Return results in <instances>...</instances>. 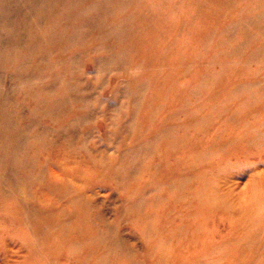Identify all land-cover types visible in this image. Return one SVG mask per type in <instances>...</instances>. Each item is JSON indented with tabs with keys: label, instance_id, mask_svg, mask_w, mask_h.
<instances>
[{
	"label": "bare ground",
	"instance_id": "obj_1",
	"mask_svg": "<svg viewBox=\"0 0 264 264\" xmlns=\"http://www.w3.org/2000/svg\"><path fill=\"white\" fill-rule=\"evenodd\" d=\"M85 2L0 0V264H8L12 254L13 264L148 261L123 237L119 216L108 219L94 206V194L67 181L68 173H76L60 160L71 163L76 153L97 163V175L110 177L117 190L130 185L141 191L135 193L153 192L150 201L158 204L155 188L166 181L173 218L175 213L189 217L191 208L207 214L200 222L204 226L214 216H225L227 227L240 237L233 251L236 264H264V193L253 190L264 188V162L242 170L239 164L264 153V11L252 14L258 27L241 28L225 50L226 36L219 40L225 44L218 50L223 59L253 63H224L216 75L203 77L202 97L193 108H187L195 104L189 99L177 108L175 99L158 96L172 90V70L149 69L169 60L173 41L149 38L139 20L128 17L105 23L99 18L103 6ZM152 46H159L156 57L139 55L140 48ZM109 81L114 83L110 98L105 94ZM189 92L185 87L180 94L186 100ZM94 119L107 130L104 150L89 132ZM145 126L155 128L149 134ZM215 127L217 135L200 146ZM111 147L114 153L106 152ZM177 154L179 163L166 167ZM229 158L233 162L226 163ZM198 171L204 176L193 181ZM251 189V199L242 201L239 195ZM135 195L127 194L125 203L135 204ZM159 227L146 226L151 235L142 237L157 235L159 242L146 244L174 257L180 241L175 237L163 247L160 235L167 239L168 232ZM216 243L201 244L199 249L213 255L192 264L222 261ZM194 244L187 241V254L197 248Z\"/></svg>",
	"mask_w": 264,
	"mask_h": 264
},
{
	"label": "rangeland",
	"instance_id": "obj_2",
	"mask_svg": "<svg viewBox=\"0 0 264 264\" xmlns=\"http://www.w3.org/2000/svg\"><path fill=\"white\" fill-rule=\"evenodd\" d=\"M85 3L92 2L93 4H99L103 6L100 9L99 18L107 23L111 21H121L124 17L135 21L139 20L137 25L140 29H145L148 33L149 38H154L157 41L163 42L164 40L173 41L171 46V57L163 65H153L149 67L151 70L156 69H170L171 74H174L171 78L173 80L170 89L166 91H158V96H164L165 99H175V106L178 108L182 104L183 100L185 104L188 102L201 99L202 94L200 91V84L203 77L214 76L217 74L219 68H223L224 63L241 65H251L253 62H245L244 60H225L220 56L221 51L218 53L219 48L225 44L219 43L223 36H226V48H228V40L235 41L240 37L241 28H247L249 30H255L258 26L253 25L251 20L252 14H259L264 11V0H85ZM123 2V3H122ZM127 2V3H126ZM121 3V4H120ZM81 4H84L82 2ZM105 4V5H104ZM124 4V5H123ZM130 5V6H129ZM102 11V12H101ZM104 12V13H103ZM108 12V13H107ZM102 15V17H101ZM264 23V22H263ZM249 49V48H246ZM92 50V49H91ZM89 52V51H88ZM87 52V53H88ZM140 56L145 57L150 55L156 57L160 54L159 46H152L149 48H140L138 50ZM218 53V55H217ZM244 53V52H242ZM90 54H98L97 51H90ZM184 61V63H181ZM191 62V63H190ZM184 64L185 69L182 71L179 67ZM189 64V65H188ZM162 65V66H161ZM185 70L187 72L185 73ZM117 73L113 71L112 74ZM114 84L109 81L108 89L105 94L110 98V87ZM188 87L189 96L184 99V94H180L182 89ZM194 90L198 91V95H194ZM193 92V93H192ZM191 93L193 95H191ZM178 99L180 102H178ZM188 103L186 104V106ZM196 105L191 104L193 108ZM201 112V111H200ZM157 117V116H156ZM99 119V118H98ZM252 121V119H250ZM95 122V123H94ZM253 122V121H252ZM94 124L89 128V132L94 135L95 141L98 145L105 149L104 141L105 129L104 124H100L99 120L94 119ZM155 127H144V133H151ZM106 130V131H105ZM217 127L213 128L208 134H205L200 142V146L208 145L213 138L217 135ZM89 140V139H88ZM92 140V139H91ZM128 143V142H127ZM111 146V145H110ZM112 148V147H111ZM106 152L114 153V148L109 149ZM49 155H55L53 152H49ZM72 156L71 152L68 154ZM69 156V157H70ZM76 160H72L68 163V159L60 160L62 163L66 161V167H74V173L67 174V181H70L76 185V188L83 186L86 187L88 193L95 195L94 206L96 208L101 207L105 211L108 219L113 220L116 216L121 226L123 227L122 235L129 242H133L139 249L140 255L143 258L149 256L148 261L144 264H158L157 262L162 261L159 264H192L195 258L206 260L213 254L208 252L207 249L199 247L201 244L216 240L217 254L224 256L222 261L216 260L214 263L217 264H236L234 259L235 246L239 242V234L234 232L233 229L227 227V220L225 216H214V219L209 222L206 226L200 224L203 219L207 218V214L203 212L199 214L195 208H191V214L186 217V214H174V218L171 216L172 213L168 211V205L170 202L169 184L162 182L158 185L155 190L159 193L160 202L158 204L150 201L153 192L146 194L135 193L139 188L135 186H126L123 190L116 189V183L111 180L110 177L104 179L95 172V162H84L80 160L76 153ZM178 160H169L170 163L166 166L169 168L174 167L179 163V155L177 154ZM59 159V158H58ZM65 159V158H64ZM233 162L231 158L226 160V163ZM260 162H264V153L258 154L257 158H249L248 160L240 159V170L244 169L247 165H253ZM48 163V162H47ZM81 172V173H80ZM86 174V178H79L78 174ZM160 177H165L166 172L162 170ZM204 176L202 171H198L192 174V180L197 181L199 178ZM123 178H121V181ZM243 181V180H242ZM124 182V180L122 181ZM149 188L148 190H151ZM136 190V192H137ZM147 190V191H148ZM158 190V191H157ZM255 193H264V188L258 187ZM138 194L135 195L136 203L128 205L125 203L124 198L127 194ZM253 195L252 189L242 192L239 196L241 200L247 202ZM140 202L141 205H137ZM157 206V207H156ZM150 209V211H149ZM159 209V210H158ZM183 208H178V212L181 213ZM174 213V212H173ZM150 215V216H149ZM156 215V216H153ZM168 216V219L165 218ZM185 215V216H184ZM180 216H184L185 220L182 222ZM145 220H148L146 223ZM160 220V222H159ZM157 222V223H156ZM160 226L162 232H168V238H163L161 235V241L163 247L174 242L175 237L180 241V250L171 256L170 253H166V250L155 251L150 248L148 244H154L159 242L157 235L147 238V241L142 235H148L146 226ZM156 229V228H155ZM167 230V231H166ZM173 230L174 237L169 239V231ZM181 231L180 235L175 234ZM151 235V234H150ZM187 235L186 241L182 240ZM236 239L234 236H236ZM193 241L196 245V249L190 254H187L186 247L187 241ZM185 243V247L182 246ZM142 258V259H143ZM14 254L10 257L8 264H13ZM4 264V262H3Z\"/></svg>",
	"mask_w": 264,
	"mask_h": 264
}]
</instances>
